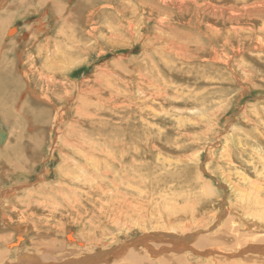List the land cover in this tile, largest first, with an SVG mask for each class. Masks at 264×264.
Instances as JSON below:
<instances>
[{
    "label": "bare ground",
    "instance_id": "6f19581e",
    "mask_svg": "<svg viewBox=\"0 0 264 264\" xmlns=\"http://www.w3.org/2000/svg\"><path fill=\"white\" fill-rule=\"evenodd\" d=\"M10 7L17 8L10 10ZM32 12H35L39 16V21L37 24L33 22L31 25L25 23L26 26L20 31L22 33L25 30L21 41L23 52L21 51L22 54L18 60L20 64H18L15 60L9 59V53L10 51L20 52V49L18 51L15 50V42L11 43L13 40L8 41L9 43L6 42L3 32L16 18L15 15L21 14L26 16ZM51 14L56 17L58 25L56 36L47 37L40 41L36 35L42 31L45 34L51 28L49 25L51 23ZM136 17H139L138 19L141 20H138V27L135 26L131 19ZM29 28H37V34L27 36L26 33L29 31ZM144 29L150 33L144 39V50L146 51V56L151 57V66L149 65L150 61L143 66L142 64L128 63L131 60L130 57L119 56L112 62L111 66L107 63L97 68L95 66L92 77L87 76L80 82L69 80L70 74H74L76 71L75 67H78L83 62L82 59H89V54L93 49L99 50L106 45H117L123 40L124 36L126 38H124V44L131 40L134 41L137 34ZM17 30L18 26H14L9 30L8 34L13 35ZM21 33L15 37H19ZM195 36H199L200 38L195 45L185 42L187 39L190 40ZM12 39L15 38L13 37ZM151 39L155 43L151 44L147 42V40ZM110 41H112V44H110ZM150 50L151 53L148 52ZM154 53H158L159 55L160 61L158 63H153L155 61ZM171 58L175 59V61H171ZM197 63H204L205 66L212 69L218 66L220 68L221 80H225L226 88H230L231 86L227 82L229 79L235 80L237 84L243 86L245 82L251 83L252 79H256L259 75L264 74V0H14L11 5L9 4L7 10L0 12V114H3L7 119L5 122H11L9 125L5 124L4 120L0 121V141L2 145L4 144L3 148H0V184L3 183V187H0V217L4 224H8L9 219H11L9 209L16 205L14 196L18 194L19 188L30 178L29 173L31 172V168L29 166L35 158V155L28 152L26 143L29 139L35 142V138L31 137L25 129L27 127L31 128L38 121L47 120L46 109L40 108L36 100L38 102L51 103L54 107L53 125L61 127L55 131L52 125L51 132H57V135L59 134L60 136L59 142L62 141V143L58 145L52 139L48 149L52 150V152L59 151L64 163H62V170L59 172V174L61 173V180H59L60 182L62 181V185L58 183L60 185L58 188L49 185L47 188H42V192L34 193L33 195H64L68 193L66 189L71 188L65 182V179H71L74 176L71 171L63 168L69 164L78 168V180H85V183L80 182V186H77V188L73 187V190L75 191V195H80V202L88 207L86 209V216L89 230L86 228L84 232L90 234V237H87L90 238V242L96 241V235L99 233L106 234L113 229L124 227L125 224L128 225L125 220L129 218V214L126 212H132L133 203L128 201L129 199H121V197L124 195H137V197H140L145 192L142 191L145 185H142L141 181L151 183L153 191L167 189L169 191L174 190L172 194L169 193L170 196L176 195L175 192L182 195V192L179 191L180 189L174 188L173 180L185 181L186 175L184 172L182 173L177 170L176 173L166 174L165 177H163L164 173L162 174V172L157 175H154L152 172L140 181H138L137 177L140 175L139 168L141 166H144L143 169L151 170L150 167L142 164L140 158L142 153H146V157L149 159L154 156H157V158L159 156L163 157L164 160L160 161L161 169L162 166L170 167V164L174 161H179L178 159H181L183 156L181 152L180 154L172 153L171 149H167L168 144H163L162 136L154 132L157 130L161 131L160 129L163 127L156 126L157 124L155 125V122H152V117H157L158 120L162 119L160 114H156V109H163L166 106L165 102L171 101V99H168V87L177 88V86L180 87V85L183 86L184 84H186L185 87H191L187 83L192 82V80L199 81L201 84L205 82L204 79L209 78L206 73L193 72L191 66L197 65ZM20 66L24 67L21 74L15 71L17 70L16 67ZM190 67L192 72H184L185 68ZM152 69L157 70L155 74L148 73ZM222 71L227 72L228 76L225 77ZM187 72L189 75H186ZM242 88L244 92H247L250 87L243 86ZM207 92H209L208 88ZM106 94H109V98L104 97ZM213 95L215 94L213 93ZM97 98H103V100L100 101ZM115 100L121 102L120 104L116 103L114 106L117 114H119L118 112L123 114V116L120 115V118L123 119L121 127L116 132L109 129L101 130V127L98 125L103 126L107 124L108 116L96 115V111L92 110L93 105L91 107V102L96 101L97 104L102 102L113 103ZM57 101H61L60 103L62 104L58 106L55 103ZM172 101L174 103L177 102L175 100ZM68 103L74 108V119H70L69 123L66 124L67 122L64 121L66 120L65 116L67 113L64 109L67 108ZM218 104L221 103L219 102ZM204 107V104L200 107L201 112ZM69 108L71 109V107ZM136 109L138 112L135 111ZM147 110L148 112H145ZM145 113L150 114L152 117L146 116ZM126 114H128L127 118ZM135 115L140 117L135 118ZM97 117L101 118L98 122L95 121ZM111 119L109 118V121ZM248 120L250 122L247 127L251 128H249L250 131L246 134L249 136L246 139V143H241L240 148L242 152L232 147L233 149H229L228 152L229 158L226 157V154L224 157L231 163L236 161L235 164H237L235 152L246 155L250 150L246 145H251L252 150L259 149L258 155L260 156L258 157L262 159V162L260 164L261 167L256 172V176L254 175L257 178L253 183L250 181L252 185L247 190H243L240 195H246L245 200L249 208L248 214L254 219L256 224H259L261 221L263 224L259 226L264 228V199L262 197L264 195V153L262 154L264 151V112L258 110L256 116L254 118L250 117ZM170 122L169 124H172ZM210 123L212 124V121H209V125L204 129L206 132L212 126ZM86 125L95 128V130H91L92 132H87V134L85 133L86 136L84 137L83 133ZM65 126L67 127L65 128ZM190 128L192 127L190 126ZM204 130L201 129L199 133L205 134ZM72 132L73 134L79 133L80 138L77 136V140L70 139L69 137L72 136ZM13 133L17 134L14 138L12 137ZM66 148L77 152L69 151ZM144 150H148L149 152ZM30 151H33V147ZM129 151L131 153L128 155ZM196 153L197 151L193 155ZM229 162L230 167L234 166ZM115 165L116 167L118 165L121 167L126 165L128 173L130 174L129 169H132L134 175L130 174L131 177H129L125 172L123 174L116 173ZM253 168L257 169L258 167L255 165L252 166ZM260 169L262 170L261 172ZM48 171L47 169L46 172ZM45 174L43 175V179ZM12 175L17 178L16 181L6 183ZM108 176L112 179L108 180ZM132 184L135 185V190H138L137 194H130L128 192V190H131L129 188L133 187ZM76 189H80V191L77 192ZM93 195H100L95 202H93ZM114 195L116 200L119 198L118 201L120 203L128 201L127 208L129 209L116 211V209L111 208V210H108ZM162 195L166 196L167 194ZM158 198L161 199V195ZM163 198L161 201L165 202ZM175 198L176 196H172L168 199L166 198V201H173L174 199L175 203L173 205H175L178 203V199L175 200ZM45 201L46 199L38 204L43 208H47L49 201ZM23 203V201H18L17 208H20ZM51 205L54 208L53 204ZM166 207L167 205L164 208L165 210L168 209ZM194 215L195 213L192 212L189 216ZM22 216L24 217V215ZM214 218L216 217L214 216ZM41 219L40 217L39 220ZM244 222L247 224V220ZM139 225L142 226L143 224L139 221ZM158 225L154 230L138 236L144 237L148 234L163 232L174 233L180 236L193 234L197 238H194L195 241L190 243L184 250H181V247L172 243L145 241V239H143L142 244L124 247L127 245V241L138 237L136 236L112 247L110 249V254H112L110 260L99 264H192L193 262L190 263L189 261H192L190 258L194 255L198 256L197 262L201 261L203 263L206 260L208 264H264V243L247 244V240L250 237L249 234L256 233L263 235L264 233L255 232L253 228L246 233V230H241V227L235 221L226 226V231L223 235V246H221L222 241L221 244L214 246L204 245L205 242L212 239L211 235L205 234L203 231L190 232L191 230L189 229L197 228L191 222L185 224V227H189L187 230H182L183 228L180 225H176L167 227L166 231H163V222L161 221ZM209 225H206L207 229L210 227ZM35 226L37 230H40L37 224ZM56 226L54 225L55 228ZM38 232L37 234H39ZM40 237L38 242L34 241L32 243L31 250L17 253L11 260L8 259V251L1 249L0 264H26L32 259L35 260L36 264H56L85 256V252L78 251L58 255L57 253L61 252L57 250L61 248L58 243L62 242L61 244H63L65 240L53 238L52 240L58 243L51 242L52 245L46 246L42 243L40 244ZM72 237L71 234H68L67 239L72 241ZM225 237L228 243L233 244L231 248L226 247ZM258 240H264V237ZM197 249H204V251H198ZM250 250H255L256 252L251 253ZM238 254L244 255L243 258H235ZM72 255H74V258Z\"/></svg>",
    "mask_w": 264,
    "mask_h": 264
},
{
    "label": "rangeland",
    "instance_id": "374dc122",
    "mask_svg": "<svg viewBox=\"0 0 264 264\" xmlns=\"http://www.w3.org/2000/svg\"><path fill=\"white\" fill-rule=\"evenodd\" d=\"M13 1L14 0H0V3H1L0 12L7 10V6H9V4L11 5ZM15 8L17 7H13V8L10 7L9 9L15 10ZM52 15L53 14L50 15L51 23H49L51 28L48 30V32L44 34L42 31L41 33L37 34L38 32L37 28L35 29L29 28V31H27L26 35L29 36L32 34H37L36 37L40 41L44 40L47 37L51 38V37L56 36V30H57L58 25H57L56 17ZM15 16H14L15 19L11 22V24L8 25L6 30L3 32V35H4L6 42L8 41L10 42L11 40H13L11 43L15 42L16 51L20 49V52L10 51L9 53V59L13 61L15 60L16 62H18V64H20V61L18 60H19L20 55L23 52V46H22L21 41H22V35L25 30H23L22 33L20 31L21 29H24V27L26 26L25 23H27L28 25H31L33 22H35L37 24L39 21L38 19L39 16L35 12H32L30 13V15H26V16L21 15V14H17ZM138 18L139 17L131 18L133 23L137 27L139 26L138 20H140ZM14 26H18L17 32L14 33L13 35H9L8 34L9 30L13 28ZM19 32L21 33V35L19 37H15L17 34H20ZM140 35H141V38H140ZM149 35L150 33L144 29V30H141L139 34H137V36L135 37L136 41L134 39L135 42L131 40L127 42L128 44L126 42L124 44V41H125L124 40L125 36H124L123 40L120 41V43L117 45H110V46L106 45V46H103V48L99 50L93 49V51L89 54V59L87 58L82 59L83 62L80 63L78 67L77 66L75 67L76 71L74 74H70V77H68L69 80L80 82L87 76L92 77L93 69L95 66L97 68L98 66H101L105 63L111 66L112 62H114L115 59L119 56L130 57L131 60L128 63H131V64L132 63L142 64L143 66L146 63L148 64L149 61L151 62V57L146 56V51L144 50L145 48L144 39L148 37ZM13 37L15 39H12ZM198 40H200L199 36H195V37H192V39L190 40L187 39L185 42L195 45ZM141 41L143 42L141 43ZM16 42H17V45H16ZM111 42L112 41H110V44H112ZM147 42L151 44L155 43L153 39L147 40ZM148 52L151 53V50ZM154 54L155 55L153 56L155 57V61H153V63L154 62L158 63L160 61L159 55L158 53L157 54L154 53ZM207 58L211 59L210 57H207ZM170 60L175 61V59H172V58ZM151 64L152 62L149 63L150 66ZM191 67L194 73H201V74L206 73L207 76H209V78L204 79L205 82L201 84L199 83V81L192 80V82L187 83V85H191V87H188V86L185 87L186 84H184L183 86L180 85V87L177 86V88L168 87V92H169L168 99H171V101L168 100L169 101L168 103L165 102L166 106L163 109L161 108L156 109V114H160V117L162 118L161 120H158L157 117L154 118L150 114L145 113L146 116L148 117L151 116L153 118L152 122L153 123L155 122L154 124L155 125L157 124L156 126L159 125L160 127H163L162 128L163 130L160 129L161 131L157 130L154 132L162 136V139L164 140V141L162 140L163 144L165 145L166 143L168 144L167 146L169 148L167 147V149L168 150L171 149L172 153H176V154L177 153L180 154L181 152V154H183L184 157L182 156L181 159H178L179 160L177 161L178 163L174 161L172 164H170V167L162 166V169H161L160 161L164 160L163 157L159 156L157 158V156H154L151 159H149L148 157H146V153H142L140 157L142 164L150 167L151 170L143 169L144 166H141L139 168L140 175L137 177L138 181H140L141 179H143V177L148 176L152 172L154 175L160 174L162 172V174L164 173L163 177H165L166 174L170 175V173H176V171L179 170L180 172L185 173L186 180L185 181H182V180L174 181L173 180V185H174V188L177 187L176 188L177 190L180 189L179 191L182 192V195L177 194L175 192L176 195L170 196L169 193L172 194L174 190L169 191L167 189L165 190L158 189V190L153 191L151 183L141 181L142 185H145L142 188V191H145V192H143L140 197H137V195H124L121 197V199H124V198L129 199L128 201H131L133 203V209H135V210L132 209L131 213L126 212L127 214H129V218L125 220L128 223V225L125 224L124 227L113 229L106 234L99 233L98 235H96L97 237L96 241L90 242L89 240L90 238H87V237H90V234H87L86 232H84L86 231V228L89 230L88 223H87L88 219L86 216V211H87L86 209H88V207L84 203L80 202V195H75V191L73 190L74 188H77V186H80V182L85 183V180H78V173H79L78 168H75L71 166L70 164L68 165L69 167L65 166V168H63V169H67L68 171H71L72 175L74 176V178L71 177V179L70 178L65 179V182L69 184L71 188V189H68V188L66 189L68 193H65L64 195H33L34 193L42 192V188H47L49 185H53L54 188H58L60 186L58 183H61L62 181L60 182L61 173L59 174V172L62 170V166H63L62 163H64L63 158L60 156L59 151L52 152V150L50 151L48 149V146L50 142L52 141V139L56 141L58 145H61L60 143H62V141L59 142L60 140L59 134L57 135V132L55 133L51 132L52 125H53V119H54V107L51 103L49 104L45 102H38L36 100L40 108L43 107L46 109L47 120L38 121V123L33 124L31 128L27 127V129H25L23 127V129L29 132V135L31 137L33 136L35 138V142L30 139L26 142L27 149L29 150L27 151L29 153L31 152L32 155H35L33 163H31V165L29 166L31 168V172L29 173L30 178L26 180L25 184H23L21 188H19L18 190L19 192L17 191L18 194L14 196L16 205L15 207L12 206L9 209V212L11 213L9 214V216L11 217L12 220L9 219L8 224H4V222L2 221L0 217V247H1L0 250L6 249L8 251L7 256L9 260H11V258L14 257L17 253L19 254L20 252H26L28 250H31L33 246L32 243H34V241L38 242L40 235H41L40 244L42 243L43 245H46V246H48L49 244L52 245L51 242H57L55 240H52L53 238L65 240V243L63 244H61L62 242H59V243L57 242L61 246L60 249H57L61 251L57 253L58 255L68 254L74 251L85 252L84 255H86V254L96 252L97 250L98 251L108 250V249L110 250L115 245L123 243L126 240L132 239L148 231L154 230L156 227L159 226L158 223H161V221L164 224L163 231H166L165 229H167V227H172L176 225L177 226L180 225V227L183 228L182 230H187L189 229V227L187 226L185 227V224L191 222V224L197 227L198 229L197 228L189 229L191 230L190 232H195V231L202 232L203 231V233L211 235L212 239L204 243V245L206 246H214L217 244H221V241H222L221 246H223L224 245L223 235L226 231V226L229 225L233 221H235L237 225L241 227V230H246L245 231L246 233L252 230V228L255 232L264 233V228H261L259 226L260 224H263V223L260 221L259 224H256L254 219H252L251 216L248 214L249 208L246 204L247 201L245 200L246 195H240V193L243 190H247V188H249L252 185L251 183H253L254 180L257 178V177L255 178L256 172L261 167L260 164L262 162V159L258 157L260 156L258 155L260 152L259 149L252 150L251 145L249 146L246 145V147L250 148L249 152H247L246 155L245 154L241 155L235 152V155L237 156V161L239 162V163L237 162V164H235L236 161L231 163L225 159L226 157H228L229 149H231L232 147H234V149L237 148L240 152H242L240 148L241 143L242 142L246 143V139L249 138V136H247L246 134L250 131L249 128H251V127H247L248 123L250 122L248 119H250V117L254 118L258 110L264 112V74L259 75L256 79H252L251 83L245 82L243 86H247L248 88L249 87L250 88L249 90H247V92H244V90H242L243 86L237 84L235 80L233 81L231 79L227 81L228 83L231 84L230 88H226L225 80L223 81L221 80L220 68L218 66L217 68L212 69L208 66H205L204 63H197V65H194ZM191 67L185 68L186 70H184V72L185 71L192 72ZM16 69L17 70L15 71L21 74L22 73L21 71L24 69V67L20 66V67H16ZM150 71L151 72H148V73L155 74L157 70L152 69ZM222 73L224 74L225 77L228 76L227 72L222 71ZM186 75H189L188 72ZM221 85H223V87H221ZM207 88L209 92H207ZM197 90H198V93H197ZM213 93L215 95H213ZM108 95L109 94H106L104 95V97L109 98ZM97 99H99L100 101L103 100V98H97ZM172 100H175L177 102L174 103ZM57 102L60 103L61 101H57ZM57 102L55 103L58 106L62 104V103L58 104ZM136 102L138 101L136 100ZM219 102L221 104H218ZM116 103L120 104L121 102L117 100H115L113 103L102 102V103L97 104L96 101L91 102V107L93 105L92 110L96 111L95 113L96 115L108 116L107 124H104L103 126L98 125L101 127V130L109 129L113 132H116L121 127V122L123 119H121L120 117L123 116V114H120V112H118L119 114H117L115 107H114ZM203 104L205 105V107L203 111L201 112L200 107L203 106ZM96 105L98 106L95 107ZM68 106L71 107V109ZM73 109L74 108L69 103L67 105V108L64 109L65 112L67 113L65 116L66 120L64 121V122H67L66 124L69 123L70 119L72 120L74 119ZM135 111L138 112L137 109ZM98 112L103 113V114H99ZM145 112H148V110ZM127 115L128 114H126V118H127ZM138 117L140 116L135 115V118H138ZM109 118H112V119L109 121ZM100 119L101 118L97 117L95 121L98 122ZM5 120H7L5 116L3 114L2 115L0 114V121H3L5 124H9V125L11 124L10 121L5 122ZM209 121L210 122L212 121V124L210 123V125L212 126L211 127L209 126L210 130L206 132L204 129L206 128L207 125H209ZM169 122L172 124H169ZM53 126L55 128V131L59 130L61 127V126L56 127L55 124ZM190 126L192 128H190ZM66 127L67 126H65V128ZM196 127L198 128V130ZM192 129H193V135H192ZM201 129L204 130L205 134L199 133ZM91 130H95V128H91V127H88V125H86L84 129V133H83L84 137L86 136L87 132H92ZM16 135L17 134L13 133L12 137L14 138L16 137ZM71 135L72 136L69 138L72 140L74 139L77 140V136L80 138L79 133L73 134L72 132ZM3 146L4 144L2 145L0 141V148H3ZM32 147H33V151H30ZM34 148L36 149L34 150ZM68 150L72 152H77V151H74L73 149H68ZM144 151L149 152L148 150H144ZM196 151L197 153L193 155V153H195ZM130 153L131 151L128 152V155ZM263 153L264 151L262 152V154ZM225 154H226V157H224ZM171 155L173 156V154ZM156 159L158 162L156 161ZM228 162L231 165H234L232 166L233 168L230 167ZM253 163L256 165V167H258L257 169H254V168L252 169V166H255ZM123 167L124 169H122ZM47 169L49 170L48 172H46ZM115 171L116 173L119 172L122 174L125 172L126 175L129 177H131V175H134V172L132 169H129L131 175L128 173L126 165L122 167L119 165L118 167H116L115 165ZM137 171L138 169L136 170V174H137ZM261 171L262 170L260 169V172ZM44 174H45V177L46 175L47 177L46 178L44 177L43 179ZM76 176L77 178L75 179ZM16 179L17 178L14 175H12L9 177V180L6 183H13L14 181H16ZM107 179L110 180L112 178L108 176ZM134 186L135 185L129 188L131 189V190H128L130 194H137L138 190H135ZM0 187H3V183L0 184ZM76 191L79 192L80 189H76ZM13 192L15 193V191ZM161 193L167 194V195L165 196V195H162ZM160 195L162 198L165 197L163 198L165 202L161 201L162 198L161 199L158 198ZM99 196L100 195H93V202H95ZM172 196L173 197L176 196L175 200L178 199L177 200L178 203H176L175 205H173V203H175L174 199L173 201L172 200L166 201V198L168 199L169 197H172ZM262 197L264 199V195H262ZM45 199H46L45 202H48V201L52 202V203L48 202V205L50 206V204H53L54 208H52V205L50 207L48 206L47 208H43L41 207L40 204H38ZM118 200L119 198L116 200L115 195H114L113 201L111 205L108 207V210H111V208L116 209V211H123V210L129 209L127 208L128 203H129L128 201L121 202L122 203L121 204L120 201ZM18 201L24 202L20 208H17ZM166 205H167L166 208H168L167 209L168 211L164 209ZM119 208L120 209L123 208V209L120 210ZM53 210L54 212H52ZM192 212H194L195 215L189 216L190 213ZM21 214L24 215V217ZM29 214H31L32 216ZM214 216L216 218H214ZM40 217L42 218L41 220H39ZM42 220H44V222H42ZM246 220H247V224L246 222H244ZM139 221L143 224L142 226L139 225ZM35 224L39 226L40 230H37ZM208 224H210L209 225L210 227L207 229L206 225ZM46 225L48 226L46 227ZM54 225L55 226L57 225L56 228L54 227ZM37 232L39 234H37ZM1 234H4V235H1ZM68 234H71L73 236L72 241H69L67 239ZM75 235L77 236V238ZM249 235L250 237L247 240L248 241L247 244H259L262 242L264 243V240H258L259 238L264 237V234L261 235V234L251 233ZM225 242L227 244L226 247L231 248V246H233V244H230L227 242L226 237H225ZM197 250L204 251V249L202 250L197 249ZM250 252L254 253L256 251L250 250ZM73 256L74 255H72V257ZM243 256L244 255L241 256L240 254H238L237 257L235 258L241 259L243 258ZM197 259H198L197 255L191 256L190 260L192 261H189V262L190 263L193 262L192 264H199V263L208 264L206 260H204L202 263L201 261L197 262L196 261ZM209 264H213V263H209Z\"/></svg>",
    "mask_w": 264,
    "mask_h": 264
},
{
    "label": "water",
    "instance_id": "95a60500",
    "mask_svg": "<svg viewBox=\"0 0 264 264\" xmlns=\"http://www.w3.org/2000/svg\"><path fill=\"white\" fill-rule=\"evenodd\" d=\"M153 234V235H152ZM148 234L147 236H138L130 241H127V245L124 247H129L131 245L135 244H142L143 239L145 241H160V242H166V243H172L176 246L181 247V250L186 249V247L195 241L197 238L193 234H186L183 236L174 234V233H163V232H157ZM195 238V239H194ZM120 248V247H119ZM118 248V249H119ZM112 257V254H110V250H102V251H96L90 254H86L83 257H80L79 259H69L62 263H56V264H99L108 262L110 258ZM26 264H36L35 260L32 259Z\"/></svg>",
    "mask_w": 264,
    "mask_h": 264
}]
</instances>
